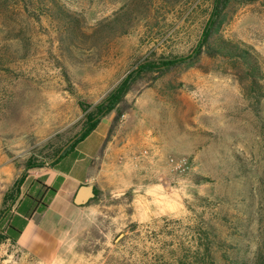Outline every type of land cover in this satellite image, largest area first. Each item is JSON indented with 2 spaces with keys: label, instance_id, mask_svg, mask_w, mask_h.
Returning <instances> with one entry per match:
<instances>
[{
  "label": "rangeland",
  "instance_id": "1",
  "mask_svg": "<svg viewBox=\"0 0 264 264\" xmlns=\"http://www.w3.org/2000/svg\"><path fill=\"white\" fill-rule=\"evenodd\" d=\"M56 1L67 18L49 12L52 0H0V179H11L3 195L29 157L48 161L51 147L81 132L80 102L99 103L146 58L187 55L212 3ZM219 34L251 46L264 76V0L232 5ZM260 81L262 97L243 68L206 55L139 79L104 121L102 153L110 146L117 161H94L89 186L101 194L71 233L75 248L45 253L51 264L172 263L197 225L213 226L233 259L264 264ZM5 251L12 257L0 254V264L28 257L12 243Z\"/></svg>",
  "mask_w": 264,
  "mask_h": 264
},
{
  "label": "trees",
  "instance_id": "2",
  "mask_svg": "<svg viewBox=\"0 0 264 264\" xmlns=\"http://www.w3.org/2000/svg\"><path fill=\"white\" fill-rule=\"evenodd\" d=\"M260 0H212L209 19L203 27L198 42L187 55H175L160 57L157 59L146 58L131 71L104 99L92 105L84 102L79 107L85 114L84 125L80 137L59 157L60 151L72 139L63 146L51 147L48 161L40 162L32 155L24 163L23 172L19 179L4 193L0 209V246L7 240L16 244L23 229L15 228L11 224L13 215L17 214L26 201L29 202V210L26 218L34 214H43L49 208L52 199L57 194L56 185H51L49 179L53 171L66 158L73 149L87 139L100 125L102 120L115 111L126 100L131 93L133 85L141 78L150 75L164 76L172 70L182 66L194 64L203 55L209 58H220L237 68H243L246 72V80L249 82V89L256 96L262 97L261 81L263 80L262 57L249 45L241 42L225 40L219 33L227 19V11L235 3L252 4ZM50 13L55 12L62 18H67L65 8L61 3L52 0ZM259 102V98H257ZM118 113L115 123L119 120ZM32 178L34 187H38L35 194H31L30 188L23 193V186L26 181ZM264 195V181L261 186ZM100 191L94 188V197L88 202H93L100 195ZM227 246V247H226ZM186 254L180 255L176 261L167 264H243L233 259L225 248H231L221 241L211 225H197L196 233L191 247H185ZM259 260V259H258ZM259 264H262L259 260Z\"/></svg>",
  "mask_w": 264,
  "mask_h": 264
},
{
  "label": "crops",
  "instance_id": "3",
  "mask_svg": "<svg viewBox=\"0 0 264 264\" xmlns=\"http://www.w3.org/2000/svg\"><path fill=\"white\" fill-rule=\"evenodd\" d=\"M105 118L97 129L87 139L78 144L62 160L58 168L53 171L49 183L56 185L57 194L52 199L47 211L43 214L36 213L27 219L26 214L29 210V202L26 201L18 213L13 215L11 224L15 228L23 229L15 245L26 251L27 254L25 256L31 257H22L17 260V264H51V257L53 256H46L45 253L51 252L54 246L63 247L65 251L67 246H69V251L75 248L74 241L76 237H72L73 234L71 233L73 229L75 231L76 228H82L85 222L84 218L89 214V211H87L89 210V206H87L89 201L83 205H76L75 198L81 187L89 186V182L96 179V176L93 175L95 171L94 161H101L102 164H106L109 161L111 163V158L117 161V156H113L110 146L108 148L110 150L102 153L111 124L108 121L104 125ZM103 126L104 128L100 131ZM138 167L141 168V165L139 164ZM3 172L6 171L3 170ZM104 173L106 171L102 169L100 175ZM111 174L114 178H119L117 173L111 172ZM10 180V178H1L0 189H6ZM92 187L94 188V186ZM24 188V193L30 188L31 194H35L38 189L37 186L34 187L32 178L26 181ZM2 199L3 194H0V209ZM10 243L12 241L7 240L5 244L0 246V254H8L5 251V247L10 246ZM8 257L10 259L12 256L8 254Z\"/></svg>",
  "mask_w": 264,
  "mask_h": 264
},
{
  "label": "water",
  "instance_id": "4",
  "mask_svg": "<svg viewBox=\"0 0 264 264\" xmlns=\"http://www.w3.org/2000/svg\"><path fill=\"white\" fill-rule=\"evenodd\" d=\"M80 135H78L76 138L72 139L67 145L63 147V149L60 151L57 158H59L78 138ZM94 188L92 186H83L80 188L76 198H75V204L76 205H83L90 201L94 197Z\"/></svg>",
  "mask_w": 264,
  "mask_h": 264
}]
</instances>
